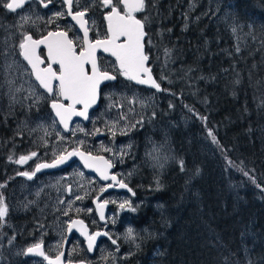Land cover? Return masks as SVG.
Returning a JSON list of instances; mask_svg holds the SVG:
<instances>
[{
  "label": "trees",
  "instance_id": "obj_1",
  "mask_svg": "<svg viewBox=\"0 0 264 264\" xmlns=\"http://www.w3.org/2000/svg\"><path fill=\"white\" fill-rule=\"evenodd\" d=\"M147 4L139 17L149 18L146 51L163 88L157 117L172 124L175 158L154 174L160 187L144 166L132 178L160 206L138 208L135 223L154 234L128 263L264 264V0L202 2L185 27L177 9ZM2 120L0 111L5 136Z\"/></svg>",
  "mask_w": 264,
  "mask_h": 264
},
{
  "label": "rangeland",
  "instance_id": "obj_2",
  "mask_svg": "<svg viewBox=\"0 0 264 264\" xmlns=\"http://www.w3.org/2000/svg\"><path fill=\"white\" fill-rule=\"evenodd\" d=\"M162 1L166 8L178 10L177 19L182 20V24L185 22L188 24L195 7H199L202 2L205 6L213 4V1H216L218 6L222 5V0H171L174 1L171 5L170 0ZM55 2L57 5L51 9L44 10L30 5L15 15L4 10L0 17V111L2 123L8 133L0 136V184L7 182L6 187L0 188V193L7 198L6 202L10 208L7 224L0 228V264H46L40 257L26 258L23 254L28 242L24 236H20L22 234L20 230H24L25 226L33 225L30 227L31 231L38 233L35 242L44 241V231L49 232L45 241L51 252L58 250L57 243H62L65 237L66 223L75 216V213L76 217L87 221L88 225H102L93 208L94 197L99 200L115 201L108 208L106 219L108 232L112 239L117 240V245H113L109 238H103L97 245L94 255L88 256L82 246L81 237L76 234V242L71 241L68 246L67 258L73 257L76 248V254H85L86 258L96 264H129L128 260L141 248L142 241L154 234L146 226L135 225V216L139 214L138 208L142 204H154L158 208L159 203H151L152 200H149L148 196L137 194L135 189L133 190L135 195L115 190L100 192L102 187L105 188V184L95 175L85 172L77 160L59 170L36 173L31 180L17 175L20 171H32L41 161L52 160L54 155L64 148L79 147L86 152L105 155L116 165L115 170L122 180L132 181L138 168L144 166L149 172L151 186L156 188L157 180L154 174L175 158L168 136V129L172 124L160 122L157 117L158 105L162 98L158 95L160 92L136 86L119 74L116 82L102 87L99 106L91 110L87 123L76 120L69 132L61 129L48 107L49 100L54 97L48 96L38 86L28 65L19 55L18 48L23 32L39 34L55 23L59 26L71 25L66 16L54 18L55 13L64 11L59 0ZM80 5L91 6L89 23L93 33L100 35L102 31L104 32L100 17L101 8L96 6L95 0H80ZM183 5L190 13L181 12L184 9ZM168 15L170 16V13ZM21 17H30V20L24 22ZM49 19H53V22L48 23ZM234 33L239 37L237 29ZM71 37L74 39V36ZM75 37L80 36L78 34ZM77 42L79 44L80 41ZM100 63L103 69L110 66L114 73H118L113 60L109 57L101 56ZM158 81L160 82L159 79ZM133 98L136 100L135 103L131 102ZM122 113L127 114L128 118L120 121L113 137L106 125L118 120ZM137 121L140 123L137 124ZM179 122L186 123V118L182 114H179ZM132 124H136V127H131ZM77 127L83 128L84 131H75L74 134L73 130ZM96 129L101 131L95 133ZM120 129H125L124 134H121ZM45 132L48 135H45ZM61 137L64 139L61 140ZM80 141L84 143L81 145ZM104 148L111 151L106 152ZM32 151L38 153V159L33 158L24 165H18L8 159L9 156L18 158ZM69 185L72 186L71 193L66 191ZM76 196H84L85 199L77 201ZM68 200L73 202L71 211L68 203H59ZM125 200L131 201L132 206L136 208L135 212L127 208L120 209L119 204ZM89 208L93 211L88 212ZM76 209L82 211L77 212ZM65 211H69L67 217L63 215ZM128 228L134 230L136 237L134 241L126 238ZM11 237L14 239L9 244ZM80 248L82 251H79Z\"/></svg>",
  "mask_w": 264,
  "mask_h": 264
},
{
  "label": "snow or ice",
  "instance_id": "obj_3",
  "mask_svg": "<svg viewBox=\"0 0 264 264\" xmlns=\"http://www.w3.org/2000/svg\"><path fill=\"white\" fill-rule=\"evenodd\" d=\"M29 2H36V0H0V8L15 13ZM51 2L52 0H47V2L46 0H38L39 5L44 8H47ZM95 4L97 7L103 9V19L107 22L103 39L93 41L89 37L90 27L87 16L91 10V6L82 7L81 10L74 11V7L81 8L80 0H62V6L66 7V11L55 13L54 18L71 17V20L75 21V24L82 30V39L80 37H77L75 40L71 39L69 38V32L63 30L49 31L46 36L40 39H34L32 34L23 32L18 44L19 55L31 66V74L39 82V87L44 89L49 96L54 97L51 101V108L54 110L55 117L59 119V123L65 131L69 130V121L73 116L83 117L85 120L90 119L89 109L97 104L102 91V85L105 82L117 79L116 75L101 67L97 56L98 49H102L103 52L109 53L115 58L116 71L120 76L129 81H134L136 84L147 85L155 88L157 91L162 90L161 84L152 75V69L148 66L150 57L145 51L146 44H152V41L148 39V33L145 31V25L149 18L147 16L143 20L137 18V13H142L147 9V0H95ZM21 20L28 22L30 17H21ZM52 22L53 19H49L48 23ZM68 27L71 30L72 25ZM168 31H171V29H168ZM233 31H235V28ZM78 40L80 41L79 45L77 44ZM41 45L47 49L46 58H42L38 51ZM236 50L237 52L240 51L239 48ZM169 52V49L164 50L166 58L169 56ZM160 79L163 80L166 77H161ZM236 82L239 83V81ZM131 102L135 103V98ZM77 105H81L82 107L78 109ZM189 110L191 111L192 109ZM127 118V114L122 113L118 120L111 122L110 125H106L113 137L116 135V128L120 121H124ZM201 119L206 118L202 117ZM138 123L140 121H137ZM131 127L135 128L136 124H132ZM75 131L83 132L84 129L77 127V129L73 130L74 134ZM100 131V129H96L95 133ZM120 132L124 134L125 129H120ZM95 133L92 134L94 135ZM45 135H48V133L45 132ZM209 136L212 137L214 143H218L211 130H209ZM63 139L61 137V140ZM83 143V141H80L81 145ZM45 144H47V141H45ZM103 150L106 152L111 151L108 148H104ZM123 154L122 152L121 155ZM74 156H79L84 166L94 169L102 180H111L113 183H109L107 188L119 187L132 192V189L124 180L119 179L117 175H110L109 169L114 167L111 160L105 159L103 156H93L91 152H83L79 147L72 148V150L64 148L54 155L51 163H37L34 170L20 171L17 172V175L31 180L42 169L55 168ZM33 158L38 159L36 151L22 154L18 158H14L13 156L8 157L9 161L18 165H24ZM180 168L182 171L184 170V162L182 160L180 161ZM244 174L248 175L247 172ZM6 183L0 184V188L6 187ZM253 183H255L254 179ZM157 187H160L158 181ZM66 191L71 193L72 186L69 185ZM104 191H106V188L102 187L100 192ZM133 195H135L134 192ZM75 199L80 201L85 199V197L76 196ZM6 201L7 198L3 193H0V228L7 224V217L10 211ZM110 202L115 203V201L107 200L101 203L99 199L94 201L96 204L95 211L99 212L101 220L105 219L104 208ZM29 203L33 202L29 201ZM59 203H68L69 211H71L73 205L71 200L60 201ZM119 207L120 209L127 208L133 212L136 211L130 200L123 201L119 204ZM69 211L63 212V215L67 217ZM76 211L80 212L82 209H76ZM87 211L92 212L93 209L89 208ZM73 229L78 231L87 241L88 252L94 251L97 237L99 236H106L111 240L113 245H117V240L112 239L109 232H89L87 225L81 219H69L67 221V232L71 233ZM126 238L135 240L136 237L132 228L127 229ZM13 239L14 237L9 238V244L12 243ZM63 239L66 242L67 238L64 237ZM62 247L63 245L58 242L57 248L61 249ZM23 254H34L43 257V260L47 261V264H65V252L58 250L54 257L48 255L44 251L42 240L27 247ZM68 264H71V261H68Z\"/></svg>",
  "mask_w": 264,
  "mask_h": 264
},
{
  "label": "flooded vegetation",
  "instance_id": "obj_4",
  "mask_svg": "<svg viewBox=\"0 0 264 264\" xmlns=\"http://www.w3.org/2000/svg\"><path fill=\"white\" fill-rule=\"evenodd\" d=\"M46 2H47V0H46ZM59 2H60V4L62 5V0H59ZM30 5H35L37 8L39 7L40 9H44V10H46V9H51V8H53L54 6L57 5V3L55 2V0H52L51 4H49V6H48L47 8H44V7L40 6L39 3H38V0H36V2H29V3H27L25 6H23V8L26 7V6H30ZM62 7H63L64 11H66V7H64V6H62ZM82 7H83V5L81 6V8H76V7H74V11H76V10H81ZM18 11H19V10H18ZM18 11H17V12H18ZM100 12H101L100 17H101V20H102V26H103V30H104V32L102 31L100 35H95V34L93 33V31H92V28H90L89 37H90L91 40L104 38V35H105V32H106V27H105V23H104V19H103L104 11H103L102 8L100 9ZM15 13H16V12H15ZM15 13H13V15H15ZM91 14H92V13H91V10H90V12H89V14H88V16H87V20H88L89 27H90L89 19H90V17H91ZM66 18H67V20L69 19V21H70V23H71V25H72L73 30H72V29L69 30V28H68L66 25H64V26H62V25L59 26L57 23H55L54 26H52L51 28H49V29H47L46 31H43V32H41V33H39V34H35V33H33V32H28V33L32 34L34 39H39V38L43 37L44 35H46L49 31L63 30V31H68V32H69V38H71V39H73L71 36H74V40H75V39H76L75 35H78V34H79L80 38L82 39V34L80 33V31H79L78 27L76 26V24H74V23L71 21V19H70L69 16H66ZM77 44H78V42H77ZM78 45H79V44H78ZM38 51L40 52L42 58H46V56H45V50H44V48H43L42 46H40V49H39ZM145 51H146V49H145ZM146 53H147V51H146ZM147 54H148V53H147ZM97 56H98L99 60H100L101 56L109 57V56L104 55V54H102V53H98ZM109 58L112 59L111 57H109ZM112 60H113L114 65H115V61H114V59H112ZM110 62H111V61H110ZM148 65H149V61H148ZM103 66H104V65H103ZM149 66H150V65H149ZM56 67H58V66H56ZM115 67H116V65H115ZM150 68H151V66H150ZM151 69H152V68H151ZM104 70H108V71L114 73V72H113V68L110 67V66L104 68ZM152 72H153V71H152ZM114 74L117 76V80H118V77H119V76H118V73L116 74V72H115ZM153 74H154V73H153ZM154 76H155V75H154ZM117 80H116V81H117ZM107 84H109V83H106V84H104V85H107ZM104 85H102V87H103ZM101 92H102V91H101ZM51 98H52V97H51ZM52 99H53V98H52ZM52 99H50V100H52ZM50 100H49V101H50ZM100 100H101V94H100ZM100 100H99V102H100ZM98 106H99V104H98ZM90 113H91V111L89 112V115H90ZM76 120H80V121H82L83 123H87L89 119H87V121H84V120H82V119H80V118H75V119L72 121L71 126L76 122ZM87 152H89V151H87ZM92 154H93V153H92ZM95 154H98V153H95ZM99 155H103V154H99ZM104 156H105V155H104ZM105 157H106V156H105ZM106 159H108V158L106 157ZM108 160H109V159H108ZM115 167H116V165H114V167L110 170V173L117 175L118 178H119V174L117 173L118 171L115 170ZM38 173H40V172H38ZM119 179H120V178H119ZM124 182L128 184V186L132 189V192H129L127 189H116L115 187H113V188H107V185H108L109 183H112L111 180H109L108 182H105L104 184H105V188H106V190H115V191H117V192L125 191V192H129V193H133V190H134V189H133V187H132V181H129V180L126 181V180H124ZM130 196H131V195H130ZM94 199L97 200L98 198L94 197V198L92 199V204H93V208H94V211H95V205H94V202H93ZM99 201L101 202V201H106V200H99ZM110 206H111V202L107 204V208H106V210H108V208H109ZM106 213H107V212H106ZM74 217H76V213H75V216H74ZM105 217H106V216H105ZM98 221H99V220H98ZM86 223H87V221H86ZM100 223H101V222H100ZM101 224H102V225H92V226H91V225H88V223H87L90 232H92V231H94V230H101V231L103 230V231H107V232H108L107 219H106V222L101 223ZM135 225H136V226H140L141 224H137V223H135ZM32 226H33V225L25 226V227H24V230H22V231L20 230V233H22L20 236H24V237H25V241L28 242L27 247H29L30 245L36 243L34 239H35V238L37 237V235H38V233H37L36 231H33V232L31 231L30 227H32ZM73 233H74V234H73ZM48 234H49V232H45V231H44V235H43V236H45V240H46ZM72 234H73V236H72V237L70 236V238H69V240H68V243H67V245H66V251H65V262H68V261H76V260H85V261H87V262H89V263H91V264H96L94 261L90 260L89 258H86V257H85V254H87L88 256H93L94 253H95V251H96V247H97V245L99 244L100 240H103V238H104V239H107L108 237L103 236V237H101V238L98 240V242H97V244H96V246H95V250H94L93 254H89V253L87 252L86 247H85V244H84V240H83L82 238H80L81 243H82V246H83L84 251H85V254H76V248H75V252H74L73 257H71L70 259H68V258H67V255H68V254H67L68 246H69V244H70L71 241H75V242H76V238H75V237H76V232H72ZM72 234H71V235H72ZM20 236H19V237H20ZM65 236H66V229H65ZM70 239H71V240H70ZM45 240L43 241V243H44V251H45L48 255H50V256H55L56 253H57V251H58V250H61V249H58L57 251H51V252H49L48 249H50V248L48 247V245H47V243H46ZM63 240H64V239H63ZM63 240H62V243H63ZM62 243H61V244H62ZM27 247H26V248H27ZM26 248L24 249V251L26 250ZM79 251H82L81 248L79 249ZM25 257H26V258H32V257H38V256L30 255V254H29V255H25ZM41 259H42V258H41Z\"/></svg>",
  "mask_w": 264,
  "mask_h": 264
},
{
  "label": "water",
  "instance_id": "obj_5",
  "mask_svg": "<svg viewBox=\"0 0 264 264\" xmlns=\"http://www.w3.org/2000/svg\"><path fill=\"white\" fill-rule=\"evenodd\" d=\"M137 18L138 19H140L139 17H138V13H137ZM70 19H71V17H70ZM72 21V20H71ZM74 24H75V21H72ZM104 23H105V27H107V22L104 20ZM77 27H78V29H79V26L78 25H76ZM79 31H80V33L82 34V36H83V33H82V30H80L79 29ZM146 31V30H145ZM47 35V34H46ZM46 35H44V36H46ZM42 38V37H41ZM40 39V38H39ZM101 39H103V38H101ZM94 40H96V39H94ZM93 40V41H94ZM43 48H44V50H45V56L47 55V49L43 46V45H41ZM98 53H102V54H104V55H107V56H109V57H111L112 59H114V61H115V58L114 57H112L109 53H105V52H103V50L102 49H98L97 50V55H98ZM23 58V57H22ZM25 61V60H24ZM26 62V64H27V61H25ZM28 65V64H27ZM149 66V65H148ZM28 67H29V69H30V71H31V66L30 65H28ZM150 67V66H149ZM114 74V73H113ZM115 75V74H114ZM152 75L154 76V74H153V72H152ZM33 76V78H34V80L36 81V79H35V76L34 75H32ZM155 77V76H154ZM156 78V77H155ZM157 79V78H156ZM117 80V79H116ZM116 80H114V81H109V82H105V84L106 83H114ZM158 80V79H157ZM132 82V84H134V85H136V86H142V87H145V88H149V89H153L155 92H161V91H157L155 88H151V87H149V86H147V85H140V84H136L134 81H131ZM159 82V81H158ZM36 83L38 84V86H39V82L38 81H36ZM104 85V84H103ZM41 88V87H40ZM42 89V88H41ZM161 89H163L162 88V85H161ZM45 93H46V91L44 90V89H42ZM47 95H49L48 93H46ZM99 100H100V97H99V99H98V101H97V104L96 105H94L92 108H90L89 109V112L92 110V109H94V108H96V107H98V104H99ZM51 101L52 100H50L49 102H48V107L50 108V110H51V112L53 113V115H54V117H55V112H54V110L51 108ZM80 107H82L81 105H77V108L79 109ZM56 118V120L58 121V123H59V119L57 118V117H55ZM75 118H80V119H82V120H84V121H87V120H85L83 117H77V116H73L72 117V119L69 121V130H70V125H71V123H72V121L75 119ZM59 125H60V127L62 128V130L64 131V132H69V130L68 131H65L64 130V128H63V126L59 123ZM68 150H72V148L71 149H68ZM81 151H83V152H86V151H84V150H82V149H80ZM87 153V152H86ZM93 156H103L105 159H106V157L104 156V155H99V154H92ZM53 160V159H52ZM52 160H50V161H41V162H48V163H51V161ZM73 160H77L80 164H81V166H82V168L86 171V172H90V173H93L98 179H99V181H101L102 183H105V182H108V181H105V180H102L100 177H99V175L94 171V169H92V168H86L85 166H84V163H83V161L80 159V157L79 156H74V157H71L67 162H65L64 164H62V165H59V166H57V167H55V168H48V169H42L40 172H42V171H53V170H58V169H61V168H64V167H66L67 165H69ZM41 162H39V163H41ZM34 169H35V167H34ZM33 169V170H34ZM110 170L111 169H109V173H110ZM110 175H115V174H112V173H110ZM112 182V181H111ZM113 183V182H112ZM116 189H121V188H119V187H115ZM96 199H94V201H95ZM93 201V202H94ZM103 201H101V203H102ZM94 205H95V209H96V204L94 203ZM106 208H107V205L105 206V208H104V215L106 216V212H107V210H106ZM95 213H96V215H97V218H98V220H99V222H101V223H104V222H106V217H105V219L104 220H101L100 219V215H99V212L98 211H95ZM71 219H81V220H83L82 218H80V217H73V218H71ZM84 221V220H83ZM84 223H85V225H87V223H86V221H84ZM87 227H88V225H87ZM88 230H89V227H88ZM72 232H76V234L77 235H79L83 240H84V244H85V247H86V250H87V241L85 240V238L82 236V235H80V233L78 232V231H76L75 229H73V231ZM72 232L71 233H69V232H67V230H66V238H67V240H66V242H65V240H63V243H62V245H63V247L61 248V250L62 251H66V245H67V243H68V240H69V238H70V236H71V234H72ZM89 232H90V230H89ZM94 232H105V231H101V230H94V231H92V233H94ZM101 237H103V236H99V237H97V241H96V244H97V242H98V240L101 238ZM27 249V248H26ZM95 250V249H94ZM88 252V251H87ZM94 252V251H93ZM93 252H88L89 254H93ZM30 255H34V254H30ZM35 256H38V255H35ZM38 257H40V256H38ZM52 257H54V256H52ZM40 258H42L43 259V257H40ZM45 261V260H44ZM82 262H83V264H91V263H89V262H87V261H85V260H76V261H71V264H82ZM45 263L47 264V261H45ZM65 264H68V262H65Z\"/></svg>",
  "mask_w": 264,
  "mask_h": 264
},
{
  "label": "bare ground",
  "instance_id": "obj_6",
  "mask_svg": "<svg viewBox=\"0 0 264 264\" xmlns=\"http://www.w3.org/2000/svg\"><path fill=\"white\" fill-rule=\"evenodd\" d=\"M139 188H140V187H139ZM149 207H150V206H149ZM150 208H151V207H150ZM150 208H149V209H150ZM115 258H116V257H115Z\"/></svg>",
  "mask_w": 264,
  "mask_h": 264
}]
</instances>
